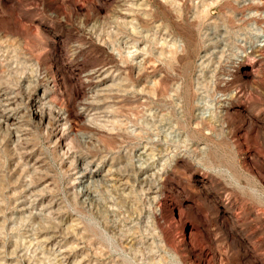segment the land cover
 Segmentation results:
<instances>
[{
    "label": "rangeland",
    "instance_id": "1",
    "mask_svg": "<svg viewBox=\"0 0 264 264\" xmlns=\"http://www.w3.org/2000/svg\"><path fill=\"white\" fill-rule=\"evenodd\" d=\"M0 264H264V0H0Z\"/></svg>",
    "mask_w": 264,
    "mask_h": 264
}]
</instances>
